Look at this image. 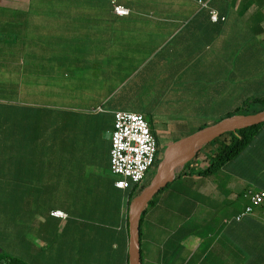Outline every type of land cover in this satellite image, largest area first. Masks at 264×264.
Returning <instances> with one entry per match:
<instances>
[{
    "label": "crops",
    "instance_id": "1",
    "mask_svg": "<svg viewBox=\"0 0 264 264\" xmlns=\"http://www.w3.org/2000/svg\"><path fill=\"white\" fill-rule=\"evenodd\" d=\"M115 1L129 14L116 15L112 0H0L1 200L40 202L33 246L64 250L59 263L95 264L92 235L101 245L110 226L126 228L137 189L115 186V111L143 114L168 145L264 94V0ZM256 147L263 161L264 126ZM204 166L191 162L175 181L205 185L209 176L189 173ZM211 184L227 203L234 182ZM164 189L141 221L142 264H264V224L253 221L264 223V204L236 225L247 200L218 216L200 188L211 213L172 230L156 221L176 191Z\"/></svg>",
    "mask_w": 264,
    "mask_h": 264
},
{
    "label": "rangeland",
    "instance_id": "2",
    "mask_svg": "<svg viewBox=\"0 0 264 264\" xmlns=\"http://www.w3.org/2000/svg\"><path fill=\"white\" fill-rule=\"evenodd\" d=\"M263 109L264 102L251 103L248 109H242L240 112L253 114ZM157 138L160 148L165 150L167 145L162 144L163 137L158 134ZM246 152L247 153L243 155L244 157H240L233 161V165H230L224 171H218L212 176H209L205 185L203 183L204 181L194 182L193 180L183 183L176 180L170 183L164 191L168 189L173 190L174 188L176 191H171L169 198L164 200L162 210H160V213L157 215L156 221L172 230L176 229L179 225H183L184 228H190L194 225L197 216L200 220V215L211 213L210 209L207 207V197L198 196L200 194L198 191L200 188L201 192H204L206 196L213 193L210 199L211 202L208 204L216 205L215 210L218 216L219 214L241 207L244 199L240 196V192L245 183H248L251 188L261 189L264 187V160H260L257 147L255 149H247ZM243 160L245 167L243 165ZM191 162L192 160L179 172H183ZM148 172L147 180L150 181L155 171L154 169H149ZM211 181L219 183L222 188L226 187L227 182H234V187L228 191L230 194L229 201L224 205L220 202V192L216 190L213 192L211 190V187L214 189L215 186L212 184L208 186ZM180 185L185 187L183 192L179 190V192H177V189H181ZM159 196H161V192L156 195V198L158 199ZM2 197L3 190L0 181V247L4 252L11 256L24 258L33 264H68V260L60 263L59 261H53L60 257V252L62 253L61 258L66 260L68 256L65 251L60 249V251L58 249H49L42 253H37L24 238L26 234L27 239L31 242L38 245L40 243L36 234L32 232L34 228L33 214L35 210L40 207V202L2 201ZM64 203L65 202H42L43 208L46 205ZM26 230H31V232L27 233L25 232ZM175 237H179V234H176ZM153 253L155 254V252Z\"/></svg>",
    "mask_w": 264,
    "mask_h": 264
},
{
    "label": "trees",
    "instance_id": "3",
    "mask_svg": "<svg viewBox=\"0 0 264 264\" xmlns=\"http://www.w3.org/2000/svg\"><path fill=\"white\" fill-rule=\"evenodd\" d=\"M261 102H264V94L260 96L249 97L246 100H244V102L240 106L228 112L227 116L234 115V114H242V113L245 114V112H240V111L242 109L243 110L248 109L251 103H261ZM262 126H264V123L260 125H256V126H250V127H247V128L235 131V132H228L214 139L213 141L205 145L202 149H200L192 160L193 166H197L201 163L206 164V166L198 167L196 168V170H194V167H191L189 169L193 171H190L189 173L191 175L195 174L197 176H211L215 174L216 172L220 171L227 164L239 159L240 157L244 155L247 149H249L250 146H252L253 142L256 140L258 136L259 129ZM163 154H164V149L160 150V147L158 146V152H157L156 160L154 164L158 163L159 161L163 159ZM178 157H176L175 162L178 159ZM186 175H188L187 168L181 174H179L178 178L184 177ZM143 187L144 186L141 184V186L137 190L135 189L136 190L135 194L140 193ZM248 189L259 190L260 188H251L250 186H248L241 193L242 197H243L244 192H246V190ZM155 197L156 195L153 197V199L150 201L149 204L154 203ZM246 200L248 204L249 200L248 199ZM129 204H130V201L128 203V209H129ZM263 204H264V201L260 205H263ZM255 207L253 209V213L255 211ZM128 209H127L125 229L120 231L118 230V226L116 225L110 226L107 229V233L105 234V239H104L105 243L101 242L102 243L101 245H99V242L97 241V239L95 240L92 235V240L90 241L91 248L89 252V257L93 261V263L95 264H128V261H127L128 259V254H127ZM146 210L144 211V213L146 212ZM143 215H142V219H143ZM262 218L260 219L257 218V219H254L253 221L258 224H264L262 222ZM246 220H247L246 218H243L241 221H236L234 217L231 218V222H233V224H236V225L244 224ZM140 234H141V231H140ZM24 238L32 246V248H34L33 246L34 243L31 242L29 239H27L26 234ZM38 251L41 252L43 250L38 249ZM61 254L62 253L60 252L59 258H61ZM61 259H64V258H61ZM0 264H33V263L29 262L28 260L24 258L8 255L0 247Z\"/></svg>",
    "mask_w": 264,
    "mask_h": 264
},
{
    "label": "built area",
    "instance_id": "4",
    "mask_svg": "<svg viewBox=\"0 0 264 264\" xmlns=\"http://www.w3.org/2000/svg\"><path fill=\"white\" fill-rule=\"evenodd\" d=\"M205 5L203 1H200ZM113 11L118 16H126L129 9L112 0ZM211 19L218 20V13L211 11ZM114 129L111 136L110 167L118 176L115 186L126 190L133 185L138 189L143 183L149 169L154 165L158 152V143L150 125L141 113L117 110L114 112ZM243 197L249 200L244 209L235 216L241 221L246 215L252 214L255 206L264 201V189H248ZM51 215L67 218L63 210L55 209Z\"/></svg>",
    "mask_w": 264,
    "mask_h": 264
},
{
    "label": "water",
    "instance_id": "5",
    "mask_svg": "<svg viewBox=\"0 0 264 264\" xmlns=\"http://www.w3.org/2000/svg\"><path fill=\"white\" fill-rule=\"evenodd\" d=\"M264 123V109L253 114H234L222 118L167 145L163 159L154 164L150 181L145 177L142 191L131 200L128 209V264H142L140 228L144 211L153 197L174 182L180 172L175 167L176 157L192 154V159L205 145L228 132H235ZM190 160V161H191ZM148 174V173H147Z\"/></svg>",
    "mask_w": 264,
    "mask_h": 264
},
{
    "label": "bare ground",
    "instance_id": "6",
    "mask_svg": "<svg viewBox=\"0 0 264 264\" xmlns=\"http://www.w3.org/2000/svg\"><path fill=\"white\" fill-rule=\"evenodd\" d=\"M192 159V154L180 155L175 162V167L178 171H182L187 163Z\"/></svg>",
    "mask_w": 264,
    "mask_h": 264
},
{
    "label": "flooded vegetation",
    "instance_id": "7",
    "mask_svg": "<svg viewBox=\"0 0 264 264\" xmlns=\"http://www.w3.org/2000/svg\"><path fill=\"white\" fill-rule=\"evenodd\" d=\"M160 150H162V149L160 148Z\"/></svg>",
    "mask_w": 264,
    "mask_h": 264
}]
</instances>
